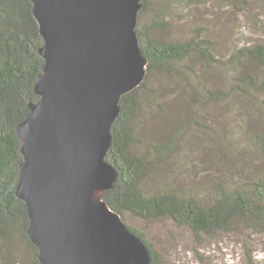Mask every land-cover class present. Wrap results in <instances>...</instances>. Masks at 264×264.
<instances>
[{
    "label": "water",
    "instance_id": "95a60500",
    "mask_svg": "<svg viewBox=\"0 0 264 264\" xmlns=\"http://www.w3.org/2000/svg\"><path fill=\"white\" fill-rule=\"evenodd\" d=\"M44 45L40 100L17 132L16 195L41 264H151L152 251L104 199L119 178L107 162L123 96L149 61L138 36L144 0H31Z\"/></svg>",
    "mask_w": 264,
    "mask_h": 264
},
{
    "label": "trees",
    "instance_id": "16d2710c",
    "mask_svg": "<svg viewBox=\"0 0 264 264\" xmlns=\"http://www.w3.org/2000/svg\"><path fill=\"white\" fill-rule=\"evenodd\" d=\"M148 0L139 15L147 9ZM138 20V21H139ZM151 29L138 22V36L144 56L149 61L144 83L123 96L121 113L115 122L113 146L107 162L119 171L114 188L107 190L104 199L123 220L127 214L143 222L170 220L179 227H187L198 244L205 238L219 234H233L243 228L255 234H264V175L246 185L222 186L208 200H200L178 186L167 187L154 193L146 189L147 182L161 180L163 164L173 155L179 144L180 128L167 142L152 145L138 153V122L145 105L155 107L162 97L148 84L152 75L182 77L180 67L190 63L203 70L209 67H226L235 64L264 66V45L238 50V54L224 62L217 58L211 43L204 38L179 42H163L152 36ZM44 45L39 22L34 16L31 0H0V261L2 264H41L38 249L27 234L29 217L26 204L16 191L24 162L22 140L17 132L30 112L31 104L40 100L35 82L42 72L44 59L40 49ZM199 79V76H197ZM179 87L180 84H179ZM240 93L264 95V78L246 74L236 85ZM179 92L183 98L207 110L214 104L228 101L229 93L211 90ZM254 147L264 155V135L255 134ZM149 245L151 264H167L145 235L129 226ZM21 247L25 250L21 251Z\"/></svg>",
    "mask_w": 264,
    "mask_h": 264
},
{
    "label": "rangeland",
    "instance_id": "374dc122",
    "mask_svg": "<svg viewBox=\"0 0 264 264\" xmlns=\"http://www.w3.org/2000/svg\"><path fill=\"white\" fill-rule=\"evenodd\" d=\"M138 22L163 42L204 38L224 62L240 49L264 45V0H148ZM193 68L198 75L190 63L180 67L181 78L152 75L148 86L162 97L155 107L144 106L136 150L167 142L185 124L162 179L147 182L146 189L158 193L175 185L208 200L219 185L244 186L264 175V155L252 143L255 134L264 135V95L235 88L246 74L263 79L264 66ZM203 86L228 92L230 99L203 110L179 94L184 88L203 92ZM125 222L144 234L167 264H264V234L241 228L198 244L189 228L170 220L146 223L127 214Z\"/></svg>",
    "mask_w": 264,
    "mask_h": 264
}]
</instances>
